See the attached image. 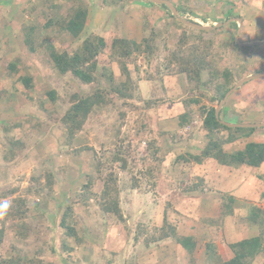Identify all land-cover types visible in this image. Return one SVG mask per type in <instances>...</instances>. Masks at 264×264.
Masks as SVG:
<instances>
[{"label":"rangeland","instance_id":"rangeland-1","mask_svg":"<svg viewBox=\"0 0 264 264\" xmlns=\"http://www.w3.org/2000/svg\"><path fill=\"white\" fill-rule=\"evenodd\" d=\"M24 1L0 0V5H3L0 7V205H10L17 199L25 201L29 213L22 223L30 230L29 236L22 240L15 232L16 228L17 231L20 230V222L8 221L2 236L0 259H10L14 264L20 259L18 264H25V261H22L25 257L33 259V264H190V261L201 264L207 244L214 245L217 253L226 259L225 242L230 239L227 232L236 230L237 227L228 224L229 227L226 228L227 223L220 226L221 220L215 224L213 220H218V210L215 208L203 211L192 206L193 203L197 205L209 189L216 190V186H206L203 177L209 169L208 165L205 166L206 160L200 157L198 160L202 162L196 164L191 157L203 153L211 140L217 139L218 136H227L226 132L221 130L218 135L211 137L202 125L205 115L203 112L207 108L217 109L223 99L214 97L212 86V89H207L206 86H196L194 83L184 84V76L176 73L175 63L167 67V62L171 59L168 54L177 49L181 32H192L194 28L188 30L176 27L165 4L148 0H121L117 6H108L101 4V0H85L90 7L89 16L82 38L74 41L68 38L66 33L61 37L59 31L60 26L65 25L63 20L68 17V3H57L54 8L48 0H29L31 3L34 1L35 6L33 12L27 14L20 10ZM170 1L178 4L177 0ZM238 2L236 7H231L233 15H241L246 9L245 6L251 4L249 0ZM198 4L199 2L195 1L194 5ZM213 5L215 2L208 0V7L188 11L190 13L181 12L180 17L205 27L224 23V26L220 25L224 27L220 37H214L215 34L211 32L200 36L204 41H212L209 56L217 57L216 52L220 46L217 50L216 46H225L224 41L228 39L233 42L238 27L232 25L231 19L226 22V17L231 15L226 13V10L221 18H209L208 15L216 16L219 11L213 9ZM53 17L59 24L56 23L48 30L51 38L35 34L25 42L24 33L34 23L40 25L42 22L39 20L46 22ZM176 17L179 18V15ZM261 22L243 25L242 35H238V40L245 35L251 38L264 36V19ZM152 32L156 34L155 47H152L151 56L145 53L151 59L149 64L145 62L144 54L137 57L135 65L128 64L132 78L140 79L137 83L140 100L133 102L136 109L121 107L122 102L110 94L116 107L107 106L93 113L82 129L70 138L60 122L70 106V96L90 95L95 89V84L83 85L70 74L62 76L55 73L51 69L47 44L58 52L66 51L71 54L85 36H101L105 39L107 47L97 57L99 69H109L119 78L121 71L109 57L114 37L140 42ZM214 41H217V44H214ZM224 53L228 61L224 59L222 63L228 66L227 69L232 73L235 69L236 73L239 72L243 76L240 82L246 79V73L259 75L254 79V86L257 90L260 89L257 93H263L264 49L248 47L243 48L241 52H229L227 55L224 50ZM248 55L251 57L247 58ZM209 56L208 61L213 68L216 65L214 69L222 70L218 57L211 61ZM13 63L16 64L15 71L11 70ZM261 74L263 75L260 76ZM203 75L205 80L207 73ZM21 77L31 80L30 89L25 88L18 80ZM224 77H218L220 83L224 81ZM233 82L234 86L239 83L237 79ZM246 84L248 81L227 98L230 105H239L244 99L245 102L248 100L250 110L256 104L257 96H252L253 90L247 93L251 88ZM50 93L54 100L50 98ZM194 100L198 103L186 104ZM147 102H151L150 106L143 108ZM186 108L192 110L191 118L187 125L180 128L178 118ZM122 112H127L123 119L120 118ZM141 114L146 133L141 136L157 139L156 147L160 151L156 157H162V164L159 170L153 169V164L148 169L142 167L137 160L147 150V142L142 140L144 142L137 149V157L134 158L131 153L125 171L118 163H110L109 159L118 152L122 153L128 146L132 148L136 143L138 138L134 131ZM233 116L236 121L241 120L242 124H249L247 116ZM221 117L226 116L222 114ZM120 119L123 121L121 134L116 137L115 129ZM241 138L240 136L238 139ZM242 146L241 141L235 144L234 149L226 144L222 146V150L225 154H231L242 150ZM86 147L92 151L85 150ZM162 152L165 153L161 154ZM95 159L101 161L102 177L106 178V175L111 174L119 189L122 213L129 214L125 223L127 228L119 224L114 225V222L101 212L98 202L94 199L86 206L76 200L73 187L78 188V185L86 184L91 176L96 177L93 191L99 192L101 189V182L98 181V174L94 169ZM211 163L214 165L216 162ZM233 167L240 170V165ZM149 169L152 177L147 174ZM199 183L204 186H199ZM133 184L135 188H132ZM12 190L15 191L8 194ZM3 194L8 195L3 197ZM177 200L181 201L179 207H176ZM36 204H39V207H36ZM65 206L70 207L72 226L76 237L80 239L79 244L69 239L66 245L72 250L67 252L60 246L59 236L63 229L55 225ZM1 213L0 209V217ZM138 223L147 225L148 230L162 226L167 228L166 225L171 223L175 227V239L163 240L149 247H144L142 242L136 244L133 236ZM208 223H212L215 228L213 231L207 230L204 239L195 241L189 257L181 243L175 240L185 238L184 245H188L190 241L187 239L196 231L203 235L202 229L209 227ZM258 264H264V258Z\"/></svg>","mask_w":264,"mask_h":264},{"label":"trees","instance_id":"trees-1","mask_svg":"<svg viewBox=\"0 0 264 264\" xmlns=\"http://www.w3.org/2000/svg\"><path fill=\"white\" fill-rule=\"evenodd\" d=\"M63 1H65L64 3L69 4L67 7L68 17L67 20H63L65 22V25L60 26L59 28L61 34L60 36L62 37L66 33V35H68V38H71L74 41H79L82 38V32L89 16L90 7H88V5L84 2L85 0ZM166 1H168L179 12H188L194 9L199 10L200 8L208 7V0H177L178 4H176V2L172 3L170 0ZM195 1L199 2L198 6L194 5ZM238 1L241 0H212L213 3L215 2V5H213L212 8L219 11L217 12L216 16L210 14L208 15V17L213 19L221 18L224 16V11L226 10V13H231V15L226 17V22L231 18H241V15H239L238 13L237 15H233V8H231L232 5L236 7V4L239 3ZM119 2H121V0H101V4L103 3L108 6H117L119 5ZM169 17L174 20L176 27H178L179 29L186 28L188 30H192L191 27H186V25L179 22L173 15L169 14ZM39 22L42 23H40V25L38 23H34V25L24 33L25 42L29 41V39L35 34H43L44 37L51 38L48 30L51 27L55 26L56 23L59 24V21L57 22L54 17L52 19H48L46 22H43L41 20H39ZM231 23L235 28H237L236 23ZM223 29L224 27H211L209 30L199 31L197 29H193L192 32L183 30L177 41V49L168 54L171 59L169 60V62H167V67H169L171 63H175L177 65L176 73L184 76L189 84L194 83L196 84V86L203 85L206 86L207 89H212V86L214 97L218 98L219 96L220 99H223L228 91H230L234 87L235 83H232L234 79H237V81L240 82L241 77H243L239 72L236 73L237 71L235 69L232 73L227 69L228 66L222 63L224 59L228 61V57L224 56V50L228 55L229 52H241L244 47L239 46L235 40L232 42L230 39L224 41L225 46L223 44L217 45L215 49L217 50L218 46H220V48H218L216 56L218 57V61L221 62L219 66L222 67V70H218L214 69L216 68V65L213 64V68L210 61H208V56L210 55L212 49V41H204L200 36L201 34H205L206 32H211L212 34H215L214 37H220L222 35ZM263 37L260 36L259 38L264 39ZM155 39L156 34L153 32L149 37L143 38L140 42L132 39L128 40L125 38L114 37L110 45L109 57L111 58V61L116 63L121 71V75L119 78H116L112 71L109 69H99L97 57L99 54L103 53L105 48L107 47L105 39L101 36L94 34L85 36L80 41L77 49L71 54L66 51L58 52L51 45L47 44L46 50L51 62V69L55 71V73H58L62 76L70 74L80 84L83 85L95 84V89L91 92L90 95L80 96L75 94L70 96V106L60 119L62 126L65 127L70 138H72L74 134L78 133L82 129L88 117L93 113L101 111L107 106H110L112 108L116 107V104L114 103V100L111 99L110 94H113L114 96H116L117 100L122 102L120 104L121 107H128L129 110L136 109V106L133 105V102L135 100H140L137 85L140 79L137 77L132 78L131 72L128 69V64L133 63L135 65L137 57L141 56L142 54H144L145 56V62L149 64L151 59L146 54L151 56V53L153 51L152 47H155ZM213 43L217 44V41H214ZM209 57H211V61H214L213 59L217 58L213 56ZM15 66V63L11 65L12 71H15ZM205 72L207 73V78L203 80V74ZM250 75L251 72L245 74V76ZM123 77L124 79L121 80L120 78ZM218 77H224V81L220 83ZM18 80L22 82L25 88H31L30 79L21 77ZM51 94L52 93H50L49 96L52 100H54V97ZM196 103H198V101L194 100L186 104L191 105ZM146 104L143 108H148L151 102H147ZM191 112V109L186 108L184 113L179 116L178 119L180 128L187 125V123L190 121ZM126 113L127 112H122L120 114V118L123 119L126 116ZM204 113L205 115L203 117L202 125L203 128L210 133V136L212 137V135H218V131L221 130H224L227 136H218L217 139L211 140L205 147L204 152L201 155L202 158H211L221 164H230L232 166L246 165L250 167H258L264 162V143L250 142L247 143L242 150L234 151L231 154H225L222 150L223 145L230 144L236 141L240 136L244 138L250 136L256 130V128L229 127L225 123V121H227L226 119L221 118L224 121V123H222L219 119V115L217 118L215 117L214 108H207V110L203 112V114ZM142 116L143 114H141L140 120H138L137 129L134 131L135 136L136 138H138V140L133 145V147L129 148L128 146L122 153L118 152L112 155L109 159V162L112 164L118 163L119 167L122 170H127L128 158L129 156H131V153L134 155V158L137 157V149L140 144L144 142L142 140H145L147 142V150L141 157L137 158L139 163L142 164V167L148 169V167L150 168L153 164V169L159 170L162 164V157H156L158 156V153L160 151L156 147L157 139L155 137L153 138L152 136H141L146 135V133H144L145 124L143 122ZM122 119H120V123H118V125L116 126V137L121 134L120 129L123 124ZM85 150L92 151V149H89L87 147ZM164 153L165 152H162L161 154ZM93 156L95 157L94 153ZM5 158L7 159V156ZM95 164L96 165H94V169L98 174V181L101 182V189L99 190V192L93 191V183L96 180V177L91 176L86 184L80 186L78 185V188L73 187V190L76 193V200L86 206L90 200L94 199L98 202L101 212L109 217L110 221L112 223L114 222V225L119 224L127 228L125 223L129 218V214L125 215L122 213L119 200V189L114 184V179L111 174L106 175V178H103L100 174L102 169L101 161L95 159ZM147 174L150 177L153 176L150 172V169L147 171ZM49 185H51V182ZM132 188H135V184L132 185ZM14 191L15 190L9 191L8 194H12ZM8 194H3L2 196L5 197ZM35 206L39 207V204H36ZM0 209L2 211L0 217L1 250L3 238L2 236L5 234L6 223L8 221L20 222V230L17 231L16 228L15 232H17V235L19 234L22 240L29 236L30 229L26 226L24 227V224L22 223V220L28 217L29 213L28 209L26 208L25 201L17 199L10 205H0ZM251 217L252 219L255 217L254 212H251ZM251 217L248 218V220H252ZM72 223L73 221L71 220L70 207L65 206L60 219H58L55 225L58 226L59 229H63V232L59 236V240L62 250L66 252L72 250V248H69L66 245L69 239H73L76 244L80 243V239L76 237V232L74 227L72 226ZM214 223L216 224L218 223V221ZM166 226L167 228L162 226L159 228L154 227L148 230L147 225H141L138 223L133 236V241L136 244L142 242L144 244V247H149L151 245H156L158 242L163 240L173 238L175 239L176 235L174 225L168 223ZM9 228H11V225ZM127 233H129L128 229ZM263 238L264 228L261 229V233L256 238L228 245L231 249V254L226 259L222 258L217 253L216 247L214 245L207 244L205 246V250L203 251V262H201V264H252L255 257L259 254V251L255 248H252L251 245H256L255 243H259ZM187 240L190 241L188 242V245H184L185 238L175 241L181 243L183 249L188 252L190 257L195 246V242L192 239ZM262 251L264 253V246L262 248ZM32 260L33 259H28L25 257L22 261H25V264H33ZM0 264H14V262L10 259H0ZM190 264H195V262L190 261Z\"/></svg>","mask_w":264,"mask_h":264},{"label":"crops","instance_id":"crops-1","mask_svg":"<svg viewBox=\"0 0 264 264\" xmlns=\"http://www.w3.org/2000/svg\"><path fill=\"white\" fill-rule=\"evenodd\" d=\"M249 1L251 4L245 6L246 9L241 14L243 17L241 16V18H231V21L236 23V27H238V29L239 26H241L239 33L240 37L242 35L243 25L249 26L251 23L255 25L256 21L262 23L261 21H263L264 19V0ZM47 2L53 4L54 8H56L57 3H64L65 1L48 0ZM22 4L23 6L20 7V10H22V12L27 14L33 12V7L35 6L34 1L31 3L29 0H25ZM1 6L3 5H0V7ZM249 8L251 10L253 9L252 12ZM247 10H249V12ZM226 25L227 24H225V26ZM222 26H224V24ZM235 34V39L237 42H239V46L244 48L258 47L264 49V39H260V36L258 34V36L254 38L245 35L244 37L240 38V40H238L239 36L237 35V33ZM249 57L251 56L248 55L247 58ZM251 75L254 76V78L250 79V81H248V84H246L251 88L247 91V93L250 90H253L251 92L252 96H257V100L255 102L256 104L252 107V109L248 110V100L247 102H245L244 99L242 100V102L240 101L239 105L238 103L237 105H230V102H227L228 99H226L223 103L221 101L218 105V108L215 109V111H218L220 121L222 119H226L227 121H225V123L229 127H234L238 125H253L252 128H256V130L250 136L246 138L241 136V139L230 143L229 148L232 147V149H234L233 147L235 146V144H238L241 141L243 142L242 148H244V146L250 142L264 143V91L263 93H257L258 90L260 92V89L258 88L257 90L254 86L256 82V80L254 79L259 75H254V73ZM262 75L263 74H261L260 76ZM247 77L249 76H246V78ZM185 82L187 81L185 78H183V83L185 84ZM234 110L237 112H235ZM222 114H224L226 117L222 118ZM233 114L237 116H239V114L247 116L249 124H242L243 122L241 123V120L236 121L237 119L233 116ZM222 123H224L223 120ZM201 155L202 153H200V155H197V157L191 156L194 158L193 161L196 162V164H200L202 162V160L201 162H199L200 160H198ZM204 159L206 160L205 166H209V169L203 175L206 181V186L210 187L214 185L216 186V190L209 189L207 193L204 194L205 196L201 198L202 200L199 201L197 205L193 203L192 206L194 207V209L199 207V210L203 209V211L215 208L216 210H218V220H213L214 222H219V220H221L222 224L220 226H223V223H227L226 228L229 227L228 224L230 226L232 224L236 225V230L230 232L226 231L227 234L229 233L228 236L230 239L229 241L225 242V247L227 248V251L224 256L228 257L231 254V249L228 245L256 238L261 233V229L264 228V162L258 167L240 165V170H238L234 169L235 167L233 166L221 164L211 158ZM211 162H216L218 163V165H216V163L213 165V163ZM202 185L203 183H199V186L203 187L204 185ZM180 202L181 201L177 200L176 207H179ZM251 212H254L255 215L253 219L251 217ZM250 217L252 220H248V218ZM208 226L209 227H204L202 229L203 235L199 234L196 231L195 234L192 236L194 238H189L192 239L194 242H198L204 239L205 236H207L205 235L206 231H213V229L215 228L212 227V223L211 225L208 223ZM212 231H209V233L211 234ZM255 244L256 245H251V247L257 249L259 251V254L255 257L252 264H258V262L262 258H264V253L262 251V248L264 246V238L259 243L256 242Z\"/></svg>","mask_w":264,"mask_h":264},{"label":"water","instance_id":"water-1","mask_svg":"<svg viewBox=\"0 0 264 264\" xmlns=\"http://www.w3.org/2000/svg\"><path fill=\"white\" fill-rule=\"evenodd\" d=\"M150 2H154L156 4H165L167 6V8L170 9L171 13L175 16V14L177 13L176 12V9L167 1L165 0H148ZM183 24L191 27V28H194V29H197V30H209V28L207 27H202V26H199V25H196L194 23H190V22H187V21H183V20H180ZM240 32V28L238 29L237 31V34H239ZM251 78H253V76H250L246 79H244L243 81L239 82L236 86H234L224 97V99L222 100V103L228 98V96L233 92L235 91L236 89H238L240 86H242L243 83L249 81ZM221 103V105H222ZM220 105V107H221ZM218 116V111H215V117L217 118ZM234 127H241V128H252L253 125H238V126H234Z\"/></svg>","mask_w":264,"mask_h":264},{"label":"clouds","instance_id":"clouds-1","mask_svg":"<svg viewBox=\"0 0 264 264\" xmlns=\"http://www.w3.org/2000/svg\"><path fill=\"white\" fill-rule=\"evenodd\" d=\"M167 9H168V11L170 12V14L173 15V14L171 13L170 9H169V8H167ZM176 12H179V11L176 10ZM180 14H181V12H180V13H176L175 16L173 15V16H174L179 22H181L180 20H183V19H181ZM176 15H179V18H180V19H179L178 17H176ZM185 19H186V18H185ZM186 20H187V22L194 23V21H191V20H189V19H186ZM186 20H183V21H186ZM181 23H182V22H181ZM182 24H183V23H182ZM194 24L199 25V26H202V27H205L202 23H201L202 25H200V23H199V24H198V23H194ZM223 24H224V23H219V24H215V23H214L213 26H211V27H220V25H223ZM211 27H207V28L210 29ZM239 28H241V27L239 26ZM236 33H237V31H236ZM239 33H240V32H239ZM237 35H239V34H237ZM235 37H236V35H235ZM237 43L239 44V42H237ZM251 76H252V75H251ZM249 77H250V76H249ZM247 78H248V77H247ZM253 78H254V76H253ZM251 79H252V78H251ZM240 87H241V86H240ZM235 91H236V90H235ZM228 92H229V91H228ZM233 92H234V91H233ZM233 92H232V93H233ZM230 95H231V94H230ZM230 95H229V96H230ZM229 96H228V97H229ZM223 99H224V98H223Z\"/></svg>","mask_w":264,"mask_h":264},{"label":"flooded vegetation","instance_id":"flooded-vegetation-1","mask_svg":"<svg viewBox=\"0 0 264 264\" xmlns=\"http://www.w3.org/2000/svg\"><path fill=\"white\" fill-rule=\"evenodd\" d=\"M236 40V39H235ZM237 42V41H236Z\"/></svg>","mask_w":264,"mask_h":264}]
</instances>
